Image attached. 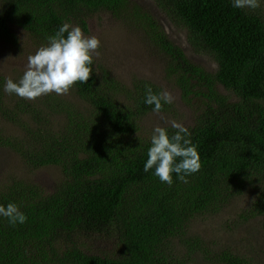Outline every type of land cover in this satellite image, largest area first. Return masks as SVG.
I'll return each mask as SVG.
<instances>
[{
  "label": "trees",
  "instance_id": "trees-1",
  "mask_svg": "<svg viewBox=\"0 0 264 264\" xmlns=\"http://www.w3.org/2000/svg\"><path fill=\"white\" fill-rule=\"evenodd\" d=\"M152 1L186 29L192 50L209 56L215 71L191 62L129 0H0V43L11 49L22 38L46 45L63 23L87 34L93 15L130 22L160 54L166 80L190 111L181 124L202 165L187 183L173 174L171 186L154 169L144 171L151 137L140 138V122L170 107L154 112L144 103L147 87L161 92L152 81H134L122 101L117 84L93 62L88 82H77L74 102L66 103L54 93L35 100L7 94L0 74V149L15 153L28 174L60 173L51 191L20 179L2 186L0 205L17 204L27 221L13 226L0 217V264H186L196 251L209 264H253L213 255L189 228L240 195L251 200L244 216L264 218V17L231 0Z\"/></svg>",
  "mask_w": 264,
  "mask_h": 264
},
{
  "label": "rangeland",
  "instance_id": "rangeland-1",
  "mask_svg": "<svg viewBox=\"0 0 264 264\" xmlns=\"http://www.w3.org/2000/svg\"><path fill=\"white\" fill-rule=\"evenodd\" d=\"M129 1L150 13L168 39L179 46L191 62L206 71H215L216 64L209 56L192 50L187 42L186 29L169 21L152 0ZM254 11L264 17V4ZM85 36H95L100 40L101 46L97 49L99 55L93 54L94 66L104 69L117 84L122 94L119 100L124 101L122 97L127 98L130 95L132 83L136 80L152 81L161 91H168L174 97L173 103L177 111L172 103L167 107L168 113L148 114L140 122V138H150L154 128L170 126L172 121H190V111L181 107L184 105L180 102L179 92L165 78L164 61L160 54L149 46L144 34L136 31L130 22L127 24L107 14L93 15L87 21ZM20 42L22 43L16 49L7 48L8 46L0 43V74L12 78L13 81H18L23 76L28 57L41 47L27 43L25 38ZM55 95L64 102H74L72 89L67 94ZM2 128L4 131L7 129L6 125H2ZM8 128L11 130V126ZM14 179L30 181L46 191H51L59 182L60 173L55 168H45L28 174L15 153L0 149V190L5 183ZM237 198L238 200L232 201L220 213L195 219L190 225L189 236H198L204 240L215 256L230 253L250 259L253 264H264V218L244 216L251 200L246 195ZM186 264L209 263L200 251H196Z\"/></svg>",
  "mask_w": 264,
  "mask_h": 264
},
{
  "label": "clouds",
  "instance_id": "clouds-1",
  "mask_svg": "<svg viewBox=\"0 0 264 264\" xmlns=\"http://www.w3.org/2000/svg\"><path fill=\"white\" fill-rule=\"evenodd\" d=\"M231 3L237 9L255 10L264 4V0H231ZM100 46L97 37L85 36L79 26L63 23L55 35L47 37L45 46L28 57L26 70L18 81L5 78L3 90L27 100L50 93L67 94L77 82H88L93 73V54L99 55L97 49ZM173 101L174 97L168 91L154 93L150 86L146 88L144 103L154 106V112H160L164 104ZM171 127L176 130L172 135L166 128H154L144 164L145 172L154 169L153 174L169 186L173 184V174L187 183V177L199 172L202 166L190 131L176 121L171 122ZM0 217L7 218L13 226L27 221V216L15 203L0 205Z\"/></svg>",
  "mask_w": 264,
  "mask_h": 264
}]
</instances>
